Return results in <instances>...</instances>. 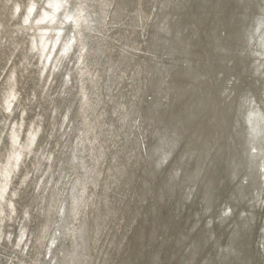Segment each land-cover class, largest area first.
<instances>
[{"label":"clouds","instance_id":"clouds-1","mask_svg":"<svg viewBox=\"0 0 264 264\" xmlns=\"http://www.w3.org/2000/svg\"><path fill=\"white\" fill-rule=\"evenodd\" d=\"M173 6L0 0V264H132L121 261L131 203L164 202L179 190L192 200L210 151L205 141L201 159L185 143L194 114L175 110L184 96L173 80ZM233 132L231 202L213 218L212 194L203 200L206 229L238 211L230 242L220 244L215 232L194 238L197 214L168 264L177 256L178 264H251L237 242L258 222L264 255V99L240 97ZM137 171L146 191L134 187ZM209 243L215 256L205 252ZM149 264H165L162 250Z\"/></svg>","mask_w":264,"mask_h":264},{"label":"bare ground","instance_id":"bare-ground-1","mask_svg":"<svg viewBox=\"0 0 264 264\" xmlns=\"http://www.w3.org/2000/svg\"><path fill=\"white\" fill-rule=\"evenodd\" d=\"M248 1L174 0V6L169 9V23L173 29L171 39L175 48L172 60L177 62L173 80L178 91L184 96L175 110L182 112L185 117L189 111L194 114V119L186 124L185 143L200 149L202 159L206 141L210 155L205 162L203 179L190 202L182 199L183 192L179 190L173 198H166L163 206L160 205L165 218L158 219L157 215L155 216L156 199L153 196L148 197L147 203L151 206L152 216L146 214L133 234L135 237L136 232L141 235L148 230L140 244L136 243L135 238L132 240L131 232L134 226L129 228L132 220L127 221L124 226L127 233V256H122L121 261L130 259L132 264H149L152 254L162 250L165 264H168L170 256L179 251L176 241L180 239L181 234H187L188 229L196 223L197 214L200 226L192 234L194 238L203 240L209 232H215L220 244L230 242L229 235L233 229L229 225L233 221L239 223L238 211L227 223H213L211 229H206L207 217L203 213L206 205L203 200L206 192L212 194L213 210L210 215L213 218L219 214L220 206L224 202H231L229 197L234 185L229 180L226 145L227 137L235 136L234 112L243 91L256 96L258 101L264 99L261 96V91L264 90V48L261 46L264 44V0H250V4ZM230 14L234 16L231 20ZM253 14L260 15V18ZM237 28L242 29L248 37L237 40V33H234ZM251 32L254 34L252 37ZM242 37L240 35L239 39ZM237 48L243 52L239 53ZM254 51L261 54L253 55ZM251 58L253 66L250 64ZM185 60L189 62L187 67L183 63ZM200 101H203L202 106ZM195 166L194 161L193 167ZM136 175L140 190V181L145 177L140 171H137ZM146 221L148 225L144 230ZM252 236L253 230L241 232L237 246L243 253L241 259L249 261L251 258L255 264L258 254L255 248V256L251 250ZM213 243H209L205 252H211L215 256ZM134 246L137 254L133 252ZM178 260L179 256L176 261H171V264H178ZM257 263L264 264V258L261 257Z\"/></svg>","mask_w":264,"mask_h":264},{"label":"rangeland","instance_id":"rangeland-1","mask_svg":"<svg viewBox=\"0 0 264 264\" xmlns=\"http://www.w3.org/2000/svg\"><path fill=\"white\" fill-rule=\"evenodd\" d=\"M134 187L139 190L137 181H136ZM140 190L141 191H145L142 188ZM155 199H156V203H157L155 216L157 215L158 219H164L165 217H164V214H163V209L161 207L164 205V202H165L166 199L164 200V202H161L156 197H155ZM147 200H148V198H147ZM134 202H132L131 205H130L131 208H130V211L128 213L127 221L133 220V218L136 219L134 228L132 229V232H131V238H132V240H134V238H135L136 243L140 244L143 236L146 234V232L148 230L144 231L141 235H138V233L136 232L135 237H133V234L135 233V228H137V226L139 225L140 221L142 222V220L144 219L146 214H150V216H152V210H151V206H150L149 203L141 204L139 200H136L135 203ZM160 205H162V206H160ZM158 211H160L159 214H158ZM171 213H172V211H171ZM170 216H171V214H170ZM182 216H183V214L181 215V219H182ZM127 221H126V223H127ZM181 224H183V223H181ZM147 225H148V221H146V223H145L144 230L147 227ZM133 252L137 254L136 247H135V250ZM136 260H137V256H136Z\"/></svg>","mask_w":264,"mask_h":264},{"label":"water","instance_id":"water-1","mask_svg":"<svg viewBox=\"0 0 264 264\" xmlns=\"http://www.w3.org/2000/svg\"><path fill=\"white\" fill-rule=\"evenodd\" d=\"M248 4H250V0L248 1ZM260 12H261V10H260ZM253 15H256V14H253ZM233 17H234V16H232V14H230V18H229V20H231ZM257 17L260 18V15L257 14V15H256V18H257ZM251 19H252V18H251ZM255 21H256V19H255ZM237 30H239V32H238ZM237 30L234 29V33H237V36H238V39H237V40H242V39L248 37V36H246V35L243 33L242 29L237 28ZM249 34H250V33H249ZM240 35H242L243 37L239 39ZM250 35H251V37H252V36L254 35L253 32H251ZM237 49H238V52H239V53L243 52L241 49H239V48H237ZM250 60H251V61H250V64H251V66H253L252 58H251ZM259 89H261V88H259ZM244 94H248L247 91H243V92L241 93V96L244 95ZM239 102H240V101H239ZM239 102H238V103H239ZM234 115H235V118L237 119V109H236V112H234ZM237 131H239V129H237ZM241 207H243V205H241ZM258 215H259V213H258ZM258 226H259V222L257 223V227L253 229V236H252V238H251V250L253 251V248H255V251H256V253L258 254V256L255 257V264H258L257 262H258L259 259H261V257L264 258V255H262V254L260 253V250H259V248H258V246H257ZM254 232H255V234H254ZM221 239L223 240V237H221ZM255 251H253V255H254V256H255ZM250 261H251V264H253L251 258H250Z\"/></svg>","mask_w":264,"mask_h":264}]
</instances>
